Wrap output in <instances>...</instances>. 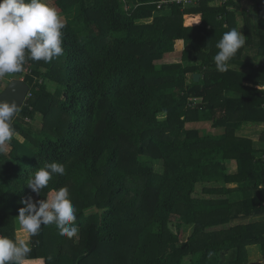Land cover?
<instances>
[{"label": "trees", "instance_id": "16d2710c", "mask_svg": "<svg viewBox=\"0 0 264 264\" xmlns=\"http://www.w3.org/2000/svg\"><path fill=\"white\" fill-rule=\"evenodd\" d=\"M52 1L67 18L64 55L25 65L31 92L0 153V235L14 234L22 200L66 187L78 236L42 226L26 264H250L249 246L264 258V156L236 134L264 123V0L242 13L243 0ZM232 28L246 43L218 72ZM51 162L66 174L37 195L28 179Z\"/></svg>", "mask_w": 264, "mask_h": 264}, {"label": "clouds", "instance_id": "9594fccd", "mask_svg": "<svg viewBox=\"0 0 264 264\" xmlns=\"http://www.w3.org/2000/svg\"><path fill=\"white\" fill-rule=\"evenodd\" d=\"M65 28L61 14L47 0H0V79L22 73L29 61L49 63L64 55ZM244 37L236 28L222 35L216 44L219 51L213 57L218 72L229 70L230 61L246 43ZM17 113L15 103L0 101V153L16 135L12 120ZM65 174L64 164L46 163L31 175L27 186L40 195L55 176ZM21 203L24 207L19 209L17 218L28 237L38 236L42 226L49 225H55L61 236L69 239L78 236L76 209L66 187L54 191L47 199L34 202L29 196ZM31 251L28 240L0 235V264H26Z\"/></svg>", "mask_w": 264, "mask_h": 264}, {"label": "rangeland", "instance_id": "374dc122", "mask_svg": "<svg viewBox=\"0 0 264 264\" xmlns=\"http://www.w3.org/2000/svg\"><path fill=\"white\" fill-rule=\"evenodd\" d=\"M257 0H249L247 2H243L241 3V5L238 7V13H242L241 11H243L245 8L246 9H251L254 10L255 9V3ZM47 3L51 6V7H55V5L53 4L52 0H47ZM56 8V7H55ZM57 9V8H56ZM58 11V10H57ZM61 18L64 20V22H66L67 18L64 16H61ZM152 19L150 20H142L141 23H147V22H151ZM180 52L177 53H173L171 55H169L164 62L167 63H172V62H178L180 61ZM30 70L25 69L23 71L22 74L18 75V73L16 74H12L9 75L3 79H0L2 81V89L1 91H3L8 83L15 78L21 77V79H24V76L26 73H28ZM201 79V78H200ZM188 80L191 81L193 80V75H190L188 77ZM48 89L50 91H55L56 85L55 84H51L49 83ZM43 123V118L42 116H39L38 118H36V121L34 122L35 125L41 126ZM211 123L212 122H197L196 124H190L192 126H196L198 128H202V134H215L216 132H218V130L214 129L213 127H211ZM236 134L237 136H241V137H246L249 139H252L254 147H255V154L257 157H263L264 156V123H245L243 124L240 128H238L236 130ZM22 138V137H21ZM23 139V138H22ZM11 142L8 143L7 145H5L4 147L8 150H11V146H10ZM237 168V163L235 161H231L229 163V171L230 172H235ZM157 170L162 171V167L161 166H157ZM216 185H221L222 183H215ZM203 186V185H202ZM202 186H199L198 191L202 190ZM18 217V216H17ZM15 217V231L14 234L11 235L10 234V239H14V240H19V239H29V237H27V235H24V229L21 227V225L19 224L18 218ZM193 230V226L192 225H185L184 226V239H188V237L191 235ZM22 231V232H21ZM249 263L250 264H262L264 263V258H263V253L261 251V248L259 246H249Z\"/></svg>", "mask_w": 264, "mask_h": 264}, {"label": "water", "instance_id": "95a60500", "mask_svg": "<svg viewBox=\"0 0 264 264\" xmlns=\"http://www.w3.org/2000/svg\"><path fill=\"white\" fill-rule=\"evenodd\" d=\"M200 78H201V74L199 73L193 74L194 81L199 82ZM30 90H31L30 85L26 83L25 80L19 78L12 79L8 83L7 87L0 92V101L8 102L10 104L15 103L18 107V112H19L23 103L28 97Z\"/></svg>", "mask_w": 264, "mask_h": 264}, {"label": "built area", "instance_id": "2783aa9c", "mask_svg": "<svg viewBox=\"0 0 264 264\" xmlns=\"http://www.w3.org/2000/svg\"><path fill=\"white\" fill-rule=\"evenodd\" d=\"M178 2H185V3H190L192 0H177ZM226 0H210V3L213 5H221L225 2ZM248 0H243V2H247ZM236 7H232V10H235ZM30 95V94H29Z\"/></svg>", "mask_w": 264, "mask_h": 264}, {"label": "crops", "instance_id": "0c3cea01", "mask_svg": "<svg viewBox=\"0 0 264 264\" xmlns=\"http://www.w3.org/2000/svg\"><path fill=\"white\" fill-rule=\"evenodd\" d=\"M30 238V237H29Z\"/></svg>", "mask_w": 264, "mask_h": 264}]
</instances>
